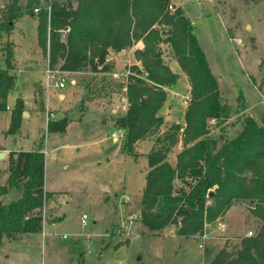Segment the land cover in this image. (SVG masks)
I'll list each match as a JSON object with an SVG mask.
<instances>
[{
	"label": "rangeland",
	"instance_id": "obj_1",
	"mask_svg": "<svg viewBox=\"0 0 264 264\" xmlns=\"http://www.w3.org/2000/svg\"><path fill=\"white\" fill-rule=\"evenodd\" d=\"M173 1L178 2L190 18L211 70L218 78L221 100L231 105V115L222 123L209 118L211 133L223 131L228 137L234 136L241 128V118L247 114L253 115L259 123L264 122V0ZM3 19L0 63L4 64L3 47L9 43L15 80L23 82L22 89L28 92L29 82L45 81L46 55L37 40L38 20L23 13L13 21L11 29L6 30L4 14ZM161 48L163 59L175 66L169 43L162 42ZM67 72L63 74L64 87L53 85L47 92L43 85L44 102L47 99L51 107L56 108L57 116L67 115L72 121L68 132L58 133L54 140L46 143L44 188L50 193L44 200L43 228L39 233L3 239L0 264H207L225 242L233 246L249 229L255 233L260 220L247 201L234 202L220 216L226 226L223 232L217 228V218L205 224L204 251L199 247L200 234L178 236L171 225L156 232L145 228L140 219L141 190L149 166L146 151L154 145V136L145 137L151 142L143 141L135 154L128 153L120 145L124 143V136L117 142L111 139V132L118 133V127L111 122L103 125V119L115 114L109 108L116 104L121 106L125 101L121 100V84L127 75L79 73L83 82L75 84L71 81L75 76ZM189 84L187 74L182 73L169 86L158 113L172 120L164 122L160 130L167 129L172 121H185L184 112L189 102L185 95H191ZM57 92H64L65 99H58ZM34 97H38L37 100ZM13 98L11 94V102ZM80 98L102 101L105 110L101 111L98 106L80 109ZM32 100L43 107L38 92L32 93ZM9 110L7 107L0 110V139L9 131L3 130ZM78 127L79 132L85 133L86 142L102 132L109 142L104 143L102 149L86 143L75 151L79 152L76 157L70 148L56 147L55 138L57 142L78 141L75 138ZM181 133L180 130L178 143L168 151L171 160L183 146ZM49 137L50 131L39 110L33 112L14 135H8L5 143L37 146ZM91 154L93 161L87 163ZM78 158L86 160L80 163ZM65 163L77 169L81 164V176L66 174ZM2 166L0 158V168ZM2 177L0 170V181ZM18 191L7 193L2 200L8 202L17 198ZM82 213L87 214L85 223L80 220Z\"/></svg>",
	"mask_w": 264,
	"mask_h": 264
},
{
	"label": "trees",
	"instance_id": "obj_2",
	"mask_svg": "<svg viewBox=\"0 0 264 264\" xmlns=\"http://www.w3.org/2000/svg\"><path fill=\"white\" fill-rule=\"evenodd\" d=\"M23 13L30 15L32 10L10 6L4 13L6 30ZM66 27L69 30L63 33ZM194 30L182 7L171 0H63L52 11L49 26L45 12L40 13L37 40L45 55L48 51L53 67L92 72L110 71L112 51L142 40V46L134 50L139 62L129 65L122 84L126 110L115 119L124 132L127 151L140 139L154 136L141 194L142 223L151 232L173 225L178 235L201 234L206 222L223 216L234 202L247 201L260 220L257 230L241 236L233 246L225 242L207 264H264V122L247 114L234 136L211 133L209 118L222 123L230 117L231 105L221 100L218 78ZM162 42L169 43L187 74L191 94L184 125L174 122L163 131L164 119L158 110L178 73L163 59ZM3 49L0 110L6 109L15 86L12 47L6 43ZM23 110L19 97L11 111L9 131L19 128ZM67 122L66 116L51 120L48 130L63 131ZM180 130L183 146L171 160L168 151L180 140ZM44 160L40 145L9 152L7 184H0V195L13 186L20 195L8 202L0 199V243L42 230L48 196Z\"/></svg>",
	"mask_w": 264,
	"mask_h": 264
},
{
	"label": "crops",
	"instance_id": "obj_3",
	"mask_svg": "<svg viewBox=\"0 0 264 264\" xmlns=\"http://www.w3.org/2000/svg\"><path fill=\"white\" fill-rule=\"evenodd\" d=\"M171 2L172 3H176V4H178V5H180L178 2H174L173 0H171ZM182 7V6H181ZM183 9V8H182ZM188 17V16H187ZM190 19V18H189ZM246 27H250L249 25H247ZM251 28V27H250ZM142 44H143V42H142V40H138L135 44H133L132 46H130V47H127V48H123V49H121V50H119V51H112L111 53H110V55H109V60L113 63V67H112V69L110 70V71H97V72H92V71H88V70H82V71H69V72H67L68 74H71V75H74L75 76V78L74 77H72L71 78V81L72 82H74L75 84H77V83H79V82H83V81H81V79L79 78V73H95V74H106V72H109V74H111L112 75V73L113 72H119V71H123V70H125L126 68H129V66L127 67L126 65H130V64H132V63H134V62H139L138 60H137V58L135 57V53H134V50H135V48L136 47H140V46H142ZM44 59H45V56H44ZM175 59V62H176V65L175 66H173V65H171L169 62H167L169 65H170V67H171V69L173 70V71H175V72H177L178 73V77L180 76V74H182V73H184L185 74V72L184 71H182V70H180L181 69V67H180V65H179V63H178V61H177V59L176 58H174ZM12 61H13V65L15 66V64H14V60H13V58H12ZM45 63H46V60H45ZM126 66V67H125ZM14 68V67H13ZM13 71V70H12ZM68 71V70H67ZM215 74V73H214ZM15 75V74H14ZM121 75H123V74H121ZM113 76V75H112ZM117 77H119V76H117ZM79 81V82H78ZM122 81H124V79L122 80ZM123 85H124V83H122ZM121 84V85H122ZM24 85V83L23 82H21L20 81V83H18V81H16L15 80V86H14V88L10 91V93H9V95H8V98H7V108H9L10 110H9V112H8V116L6 117V120L4 121L5 122V127H4V129L3 130H5V131H7L8 129H9V124H10V120H11V111H12V108H13V106H14V103H15V101H16V99L17 98H22L23 99V104H24V110H23V112H22V119H21V123H20V126H19V128L21 127V125L24 123V121L28 118V117H30V115L33 113V112H36V111H39V110H41V112H42V115H43V120H44V117H45V102H44V100H43V85H44V83H43V80H41V83H39V84H37L36 83V81H32V82H29V84H28V92L27 91H24L23 89H22V86ZM56 87V86H55ZM171 87V86H170ZM170 87L168 88L167 87V90H169L170 89ZM124 88H125V86H122V91H121V100L122 101H124L123 102V104L120 106V105H118V104H116V105H113L112 107H110L109 109L111 110V111H113L115 114H113V115H111L109 118H107V119H103V125L104 126H106L109 122H111V123H114L115 124V119H116V117L117 116H119V115H121V114H123L124 112H125V110H126V105H127V99H126V97H125V99L123 98V96H124ZM188 88H189V92H190V84L188 85ZM38 89V91H36ZM37 93L38 92V94H39V98L40 99H42L43 100V107L42 106H39L38 107V105L36 104V102H34L33 100H32V102H31V95H32V93ZM30 93V94H29ZM11 94H12V97H14L13 99V102H11L10 101V97H11ZM57 97H58V99H60V100H64L65 99V97H66V95H65V93L64 92H57ZM37 98L38 97H34V99L35 100H37ZM81 99V98H80ZM9 100V101H8ZM34 103V104H33ZM33 104V105H32ZM27 105H29L28 107H30V110L29 109H27ZM49 106H50V108L51 109H53L54 111H55V113H56V117H55V119H53V120H56V119H59V118H61V117H63V116H57V112H56V108H53V107H51V105L49 104ZM94 106L95 107H97L98 106V108L99 109H101V111H104L105 110V108H104V106L105 105H102V101L100 102V101H98V100H96V99H93V100H87V99H84V98H82L81 99V105H80V109H86V108H94ZM43 109V110H42ZM25 111V112H24ZM64 116H66L67 117V115H64ZM68 118V117H67ZM163 119H164V122H166V121H168V120H172L171 118H169V117H164L163 116ZM71 119L69 120L68 119V122H67V125H66V128L63 130V131H58V130H49L50 131V137H49V139L48 138H45L43 141H40L39 143H38V145L37 146H22V145H10V144H7V143H5L6 142V139H7V136L8 135H14L18 130H19V128L16 130V131H14V132H10V131H7L6 133L4 132V134H3V137L0 139V141H2V142H0L1 144H0V152L1 151H3V155H1L0 156V158L2 159V161H3V166L0 168V170L2 171V175H3V177H2V180L3 181H0V184H7V179H8V174H9V170H8V163H9V152L11 151V150H20V149H35L36 147H38L39 145H40V147L42 148V150L44 151V156H45V153L47 152V149H46V143H48L49 142V140L50 139H52V140H54V136H57V134L58 135H60L61 133H66V132H68V130H69V128H70V125H71ZM172 122H178L177 120L176 121H172ZM44 123H45V121H44ZM181 123V122H180ZM183 123H185V121L183 122ZM183 123H181V124H183ZM116 125V124H115ZM117 126V125H116ZM118 127V126H117ZM48 128V127H47ZM119 128L120 127H118V130H119ZM79 129H80V127H78V129L76 130V132L78 133L79 132ZM2 131V130H1ZM75 138L79 141H75L74 143H67V142H57V140H56V138H55V141H56V147H63V148H70L71 150H72V152L74 153L75 151H78L79 149H80V146L82 147V145H84V144H86V143H88L87 144V146L89 145V144H91L94 148H96V149H102V147H103V144L105 143H107V142H109V141H107V135L105 136L104 135V133L102 132L101 133V135H99V136H94V138L90 141V142H86V138H85V133H82V132H79L78 134H75ZM111 136V135H110ZM122 137V136H121ZM119 138L120 137H117L116 139L115 138H112L111 137V139H112V141L114 142H117L118 140H119ZM81 141V142H80ZM143 141H147V142H151V141H149L148 139H140L138 142H136L135 144H134V147H133V149H132V151H126V152H131V153H133V154H135L136 153V148L137 147H139L141 144H142V142ZM120 145H123L122 147V149L123 150H125V148H124V143H120ZM75 149V150H74ZM77 154H79V152H75L73 155L76 157V155ZM146 154H148V150L146 151ZM92 155V157H91V159H88L87 160V163H90L91 161H93L92 160V158L94 157V155L93 154H91ZM103 155H106L107 156V154L106 153H103ZM78 160L80 161V163L81 162H83L84 160H86V159H80V158H78ZM98 160V159H97ZM85 163H86V161H85ZM77 165L79 164V163H76ZM81 164H79V168L77 169V168H75V167H73V168H70V165H68L67 163H65L64 164V168H65V173L66 174H70V175H72V176H81V172H80V170L82 169L81 168V166H80ZM70 168V169H69ZM148 168H149V166H148ZM148 168L146 169V172H147V170H148ZM146 172H145V174H146ZM144 177H145V175H144ZM54 180H56L55 178H54ZM53 180V181H54ZM144 185H145V182H144V184H143V186H142V190H143V187H144ZM18 191L19 189L17 188V187H9L8 189H7V191L4 193V194H1L0 195V199H3V197L7 194V193H12L13 191ZM142 190H141V193H142ZM47 192H48V196H49V193H50V191H48V190H46ZM20 195V190L18 191V194L16 195V197H18ZM12 199V198H11ZM56 217H57V215H55ZM44 218H45V216H44ZM50 218H52V216L50 217ZM174 229H175V227L173 226V225H171ZM175 231H176V229H175ZM177 234V233H176ZM178 235V234H177ZM178 236H182V235H178Z\"/></svg>",
	"mask_w": 264,
	"mask_h": 264
},
{
	"label": "built area",
	"instance_id": "obj_4",
	"mask_svg": "<svg viewBox=\"0 0 264 264\" xmlns=\"http://www.w3.org/2000/svg\"><path fill=\"white\" fill-rule=\"evenodd\" d=\"M63 0H0V24L4 20L3 19V14L10 8L12 5H19L24 9H29L32 10V13L30 14L31 16H34L37 20H39V15L41 12H45L46 18H47V24L48 26L50 25L51 21V13L54 10L55 6L60 4ZM171 9L172 6H169ZM69 30L68 27L62 29L63 33H66ZM67 72V70L60 69L58 67H53L50 62H49V54L47 51L46 54V65H45V81H44V86L46 91L50 89L51 86H56V87H64L65 86V77L64 73ZM130 72L129 69H125L123 72H113L112 75L114 77L119 76V74L123 75H128ZM185 100L191 99V95H185ZM56 113L53 109L50 108L48 100L46 99L45 103V125L48 127V124L51 120L55 119ZM124 136V132L122 131L121 128H119L118 133L116 131L111 132V137L112 138H117ZM87 214L82 213L80 220L82 223L86 222ZM44 213H43V223H44ZM216 220V219H215ZM217 228L220 232H223L226 228L224 222L222 221L221 217L217 218ZM210 222H206L205 224H209ZM204 224V226H205ZM248 235L252 234V230H248ZM206 234L202 231L200 234L201 242L199 243V247L201 248L202 251L205 250V239H206Z\"/></svg>",
	"mask_w": 264,
	"mask_h": 264
},
{
	"label": "water",
	"instance_id": "obj_5",
	"mask_svg": "<svg viewBox=\"0 0 264 264\" xmlns=\"http://www.w3.org/2000/svg\"><path fill=\"white\" fill-rule=\"evenodd\" d=\"M123 98L125 99V92ZM25 112V111H24ZM222 136V135H221ZM3 155V151L0 152V156Z\"/></svg>",
	"mask_w": 264,
	"mask_h": 264
}]
</instances>
